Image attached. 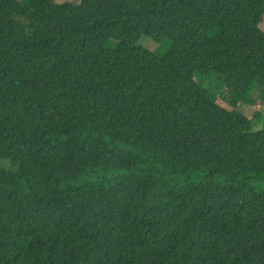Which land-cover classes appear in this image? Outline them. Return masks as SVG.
Returning a JSON list of instances; mask_svg holds the SVG:
<instances>
[{"label": "trees", "instance_id": "16d2710c", "mask_svg": "<svg viewBox=\"0 0 264 264\" xmlns=\"http://www.w3.org/2000/svg\"><path fill=\"white\" fill-rule=\"evenodd\" d=\"M263 20L0 0V264H264Z\"/></svg>", "mask_w": 264, "mask_h": 264}, {"label": "rangeland", "instance_id": "374dc122", "mask_svg": "<svg viewBox=\"0 0 264 264\" xmlns=\"http://www.w3.org/2000/svg\"><path fill=\"white\" fill-rule=\"evenodd\" d=\"M55 1H57V3H62V2H65V1L78 2L79 0H55ZM261 28L264 29V20H263V22L261 24ZM139 43L141 45H143V46L146 45V47L150 51L156 52L157 55H163V53L166 51V49L170 45L169 40H163L161 43H156L155 41L151 40L150 38H146V37H142L139 40ZM217 103L220 104L221 106L226 107L228 110L231 109V107L228 104L229 103L228 100L227 101L226 100H221L219 97H217ZM262 108H264V107L262 106V104L260 103V101L258 99L257 102L254 105L240 107L239 110L247 118H252L253 113L256 110H260ZM262 112H264V111H262ZM257 124H261L260 121H258Z\"/></svg>", "mask_w": 264, "mask_h": 264}]
</instances>
